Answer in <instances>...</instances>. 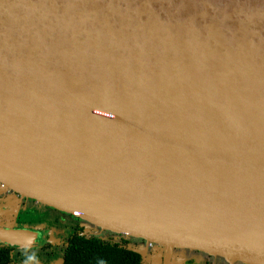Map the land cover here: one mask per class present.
<instances>
[{
  "label": "water",
  "instance_id": "1",
  "mask_svg": "<svg viewBox=\"0 0 264 264\" xmlns=\"http://www.w3.org/2000/svg\"><path fill=\"white\" fill-rule=\"evenodd\" d=\"M7 191L143 256L264 264V0H0Z\"/></svg>",
  "mask_w": 264,
  "mask_h": 264
},
{
  "label": "flooded vegetation",
  "instance_id": "2",
  "mask_svg": "<svg viewBox=\"0 0 264 264\" xmlns=\"http://www.w3.org/2000/svg\"><path fill=\"white\" fill-rule=\"evenodd\" d=\"M46 208L52 210L50 207L39 205L33 199L21 196L17 192L7 191L0 192V226L10 224L13 228H32L33 219L28 220L27 216L34 214L35 209ZM63 220L69 219L67 222L68 231L65 234H58L50 230L53 225L50 222L43 224V229L51 231L46 233V238L40 248V251L45 252L48 257L56 255L58 258L60 254V264H66L65 252L70 244V239L73 235H80L83 227L81 226V220L72 218L69 214H63ZM32 226V227H31ZM52 237V240L49 239ZM118 240V241H117ZM104 243L116 244L118 247L127 246L131 241L121 237L118 234L110 235L107 240H102ZM28 248H19L0 244V264H21L23 259H29L30 253ZM150 250V249H149ZM149 253H153L150 250ZM140 256V255H139ZM221 264L211 256L208 257H188L181 261H175L164 256H160V259L156 260L153 256H140L138 264Z\"/></svg>",
  "mask_w": 264,
  "mask_h": 264
},
{
  "label": "trees",
  "instance_id": "3",
  "mask_svg": "<svg viewBox=\"0 0 264 264\" xmlns=\"http://www.w3.org/2000/svg\"><path fill=\"white\" fill-rule=\"evenodd\" d=\"M82 226V225H81ZM73 235L66 249V264H138L139 252L129 248V244L118 247L104 243L100 237L85 232ZM118 241V240H117ZM140 255V256H139Z\"/></svg>",
  "mask_w": 264,
  "mask_h": 264
},
{
  "label": "rangeland",
  "instance_id": "4",
  "mask_svg": "<svg viewBox=\"0 0 264 264\" xmlns=\"http://www.w3.org/2000/svg\"><path fill=\"white\" fill-rule=\"evenodd\" d=\"M29 198V197H27ZM32 199V198H31ZM37 204L39 205H44L35 199H33ZM47 207H50L52 210H47L46 208H41V206L38 209H35L34 214L27 216V219H33V227L32 228H27V229H32L38 232V238L36 242H34L31 245L28 246H23L19 248H28L27 250L30 253V258L28 259H23L20 261L21 264H60V254L58 258L56 255L48 257L45 252L40 251L42 243L47 240L46 238V233L51 232L43 229V224L46 222H50L53 227L50 229L54 232H58V234H65L68 231L67 222H69V219H66V221L63 220V214H69L72 218L79 220V217L76 215H73L71 213H68L64 210H61L59 208L51 207L48 205H44ZM80 221V220H79ZM107 235V234H106ZM49 239L52 240V237H49ZM140 250V247H138ZM145 256H153L155 257L156 260L160 259L159 255L157 252L153 253H145ZM177 259L176 261H181L189 256L188 253L185 252H180L177 254ZM167 264V263H165ZM171 264V263H170Z\"/></svg>",
  "mask_w": 264,
  "mask_h": 264
}]
</instances>
